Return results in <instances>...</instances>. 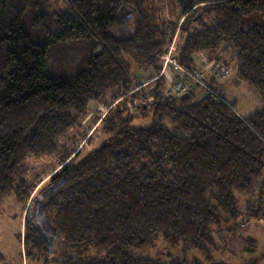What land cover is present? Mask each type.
Returning <instances> with one entry per match:
<instances>
[{"label": "trees", "instance_id": "16d2710c", "mask_svg": "<svg viewBox=\"0 0 264 264\" xmlns=\"http://www.w3.org/2000/svg\"><path fill=\"white\" fill-rule=\"evenodd\" d=\"M159 1L0 0V199L25 206L21 238L37 262L182 264L140 255L162 239L225 264L210 249L236 226L235 194L257 197L246 216L264 219V108L242 118L224 91L199 86L171 97L163 75L164 48L179 34L181 66L223 51L264 101V0H184L205 5L156 25L148 9ZM128 9L130 35L118 38ZM129 57L146 81L133 83ZM110 93L112 105L94 115L89 104ZM83 123L88 131L66 137ZM97 131L102 144L84 152ZM53 154L59 165L29 185L27 156Z\"/></svg>", "mask_w": 264, "mask_h": 264}, {"label": "rangeland", "instance_id": "374dc122", "mask_svg": "<svg viewBox=\"0 0 264 264\" xmlns=\"http://www.w3.org/2000/svg\"><path fill=\"white\" fill-rule=\"evenodd\" d=\"M197 4V3H196ZM195 4V5H196ZM201 5H194L191 7L190 2L184 0H160L156 3H151L148 9V19L150 23L160 25L167 21H178L183 22L184 12L187 9L194 10ZM190 7V8H189ZM133 11L125 10L123 13L124 28L114 29L112 32L118 38L127 37L133 22ZM127 27V28H126ZM122 30V31H121ZM121 31V32H120ZM130 35V34H129ZM181 35V34H180ZM179 34L175 36L173 41L164 48V56L171 54L175 56L179 49ZM175 58V57H174ZM218 60L228 66L231 73L224 83L226 92L225 97L229 101H236V112L243 118L261 111L264 108V101L259 92L247 83H235L238 81L237 78V64L230 57L229 54L223 51H205L197 53L194 56V69H201L205 60ZM131 64V79L133 83L143 82L150 77V72L139 68L131 58H127ZM164 62V59H163ZM174 75V73H172ZM223 85V84H222ZM220 86V85H219ZM219 91V87L215 88ZM200 94V93H199ZM114 93L108 94L104 99L103 103L89 104V110L95 115L101 113L103 115L107 105H112V98ZM136 105V104H135ZM141 114V111L136 110ZM143 116V115H142ZM86 124H89L92 120ZM143 122L142 120H139ZM84 122V121H83ZM91 126V125H90ZM89 125L83 123L82 126L71 129L66 137L75 135L77 133H83L88 131ZM104 134L95 132L92 140L85 146L84 152H90L97 149L103 140ZM62 140V139H61ZM82 146V145H81ZM59 165L58 154L48 156H35L28 155L24 162L25 175L24 179L29 185H34L36 180H40L45 176L49 175ZM237 210L239 211V218L236 222V226L222 227V232L216 236V247L210 249V255L217 262L225 264H244L253 259L264 258V219L261 221H248L246 216V209L248 205L257 200V197H251L249 195H242L236 193ZM39 207L32 209V213L36 216ZM25 206L18 203L13 194L7 195L0 199V252L3 254L4 259L0 261V264H42L37 262L31 257H27L28 251L25 249L23 244V238L25 234ZM43 219H39L41 222ZM217 231V228L215 229ZM23 237V238H21ZM144 257L164 258V262L168 263V258L179 261L182 264H189L193 259L198 260L201 263H206L205 256L198 253L195 250L184 251L181 246L173 247L166 243L164 240L159 239L156 245L152 248L147 249L141 253ZM55 256V255H54ZM54 257H49L50 262ZM48 262V263H49ZM264 264V262H262Z\"/></svg>", "mask_w": 264, "mask_h": 264}, {"label": "built area", "instance_id": "2783aa9c", "mask_svg": "<svg viewBox=\"0 0 264 264\" xmlns=\"http://www.w3.org/2000/svg\"><path fill=\"white\" fill-rule=\"evenodd\" d=\"M163 58V72L166 69H170L174 73V83L168 92L171 97L191 95L195 93L197 86L201 88L202 92L210 94V96L219 97L218 91L207 83V78L223 82L231 73L229 67L217 60L204 61L201 69L188 70L181 66L171 54Z\"/></svg>", "mask_w": 264, "mask_h": 264}, {"label": "crops", "instance_id": "0c3cea01", "mask_svg": "<svg viewBox=\"0 0 264 264\" xmlns=\"http://www.w3.org/2000/svg\"><path fill=\"white\" fill-rule=\"evenodd\" d=\"M205 60V59H204ZM163 75L165 76L166 80H167V84L168 86H170L173 82V74H172V71L170 69H166L164 72H163ZM228 79V78H227ZM226 79V80H227ZM223 81L222 83H220V86H219V89H221L222 91H224V93L226 92L227 88L225 89L224 87V83L226 82ZM235 83H238L240 84L238 81H236ZM223 84V85H222ZM243 118V117H242Z\"/></svg>", "mask_w": 264, "mask_h": 264}]
</instances>
